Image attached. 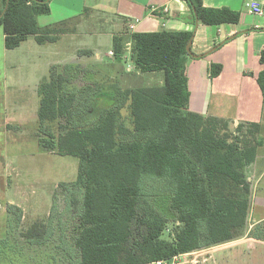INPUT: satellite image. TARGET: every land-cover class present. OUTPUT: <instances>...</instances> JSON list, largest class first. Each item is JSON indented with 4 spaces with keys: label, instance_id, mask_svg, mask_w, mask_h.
I'll return each instance as SVG.
<instances>
[{
    "label": "trees",
    "instance_id": "1",
    "mask_svg": "<svg viewBox=\"0 0 264 264\" xmlns=\"http://www.w3.org/2000/svg\"><path fill=\"white\" fill-rule=\"evenodd\" d=\"M181 1L204 25L239 21L227 8ZM49 2L3 0L5 49L18 48L28 37L39 45L57 41L61 30L51 32L37 22L50 13ZM192 39V32L166 29L131 34L128 59L141 74L161 73V85L121 88L84 81L88 70L81 66L51 67L37 87V138L43 150L78 160L76 180L59 185L68 210L60 218L70 224H54L53 205L46 223L19 232L21 244L12 248L0 240V264H150L245 235L250 211L245 169L261 145L259 125L232 129L226 120L189 110ZM112 50L115 57L125 55L121 36L113 38ZM260 63L264 67V51ZM221 69L212 65L210 78ZM257 83L264 93V69ZM125 109L129 114L123 115ZM9 212L16 230L21 213L13 206ZM247 237L264 241V221Z\"/></svg>",
    "mask_w": 264,
    "mask_h": 264
},
{
    "label": "crops",
    "instance_id": "2",
    "mask_svg": "<svg viewBox=\"0 0 264 264\" xmlns=\"http://www.w3.org/2000/svg\"><path fill=\"white\" fill-rule=\"evenodd\" d=\"M67 1L50 0L49 2L50 13L46 16L52 14V4L64 3L65 6V11L58 14L64 17L54 24L53 21L47 23V25L52 23L48 26L59 24L61 27L62 32L54 43L39 45L33 37H28L18 48L7 50L4 46V35L0 36V59H2L0 135L6 138L5 143L8 145L24 137L21 130L30 125L28 115L30 111L34 114L36 110L37 86L46 78L43 77L42 72L37 75L34 61L30 56L32 52L30 41L42 47L52 45L60 47L61 58L54 64L47 63L45 70L50 71L52 66L64 65L86 68L88 58L91 56H95L99 61V53L79 42L85 37L100 35L95 27L89 26L85 29L83 24L93 25L94 22L107 24L110 30L107 34L111 36V42L107 54L104 55L108 61H102L106 65L107 78L104 81L108 82V85L117 83L119 87L125 88L119 82V75L128 71L122 63H125L129 57L132 33H151L161 29L192 32L193 39L186 64L187 86L190 93L189 110L205 117L226 120L232 129L240 123L258 124L261 141L255 161L245 169L250 184V211L245 235L235 241L199 251L203 253L210 251L213 256L204 257L203 262L198 263L231 264V260L239 255L235 264H239L238 260L241 264H264V241L247 237L248 232L255 225L264 221V93L257 83V77L264 69L260 63V53L264 51L263 20L245 11V0H203L205 8H227L239 14L238 23L219 26H209L199 22L188 5L181 0H69L70 3ZM2 9L3 0H0V11ZM115 36L123 38L125 55L121 58L109 55L110 52L113 53ZM212 65H219L222 68L219 75L214 78H210L209 75ZM10 206L16 207L22 216L24 209L19 204ZM9 207L3 211L11 219L13 213L9 212ZM52 208L53 205L46 220L36 222L46 223L51 219ZM55 211L54 224L59 220L62 225L70 224V221L67 222V217L60 218V214L64 211L58 209ZM19 232L18 227L9 235L10 239H6L9 237L6 235L0 240H5L8 243L7 247L13 248L14 243L21 244L22 238ZM237 247L241 249L236 255L229 253ZM219 251L223 252L215 256L214 254ZM9 254L12 258L16 253Z\"/></svg>",
    "mask_w": 264,
    "mask_h": 264
},
{
    "label": "rangeland",
    "instance_id": "3",
    "mask_svg": "<svg viewBox=\"0 0 264 264\" xmlns=\"http://www.w3.org/2000/svg\"><path fill=\"white\" fill-rule=\"evenodd\" d=\"M67 3H70V1L68 0ZM63 4L54 3L52 4L53 9L50 16L40 15L37 17V22L41 28L43 27L44 29V27L52 24L47 25L50 21H53L54 24L64 17L58 15L59 12L63 13L65 11ZM58 6H61V8H58ZM56 25L48 26L47 29H50L51 32L54 30L58 32L61 27L60 25ZM89 26L90 28L95 27L100 36L85 37L79 43L88 45L89 49H95L99 53V61L96 60L95 56L88 58L90 62L88 61L85 66L88 72L83 80L99 79L104 81L107 75H105L106 65L102 61H108L104 55L107 54L111 42V36L107 34L110 31L109 25L98 24L97 22H94L93 25H88V23L83 24L85 29H88ZM1 34L2 31L0 30V36ZM30 44L32 46L30 48V51H32L30 52V56L34 61L37 75L42 72L44 73L43 77L47 78L49 75V70H45L47 63L54 64L56 61H59L61 58L60 47L55 45L42 47L33 43V41H30ZM7 59L9 60L10 57ZM1 64L2 59H0ZM122 66L128 70L119 75V82L124 87L136 88L160 85L162 81V74H141L137 72L129 59L125 63H122ZM76 72L75 75L78 74ZM104 83L108 84L105 81ZM38 104L37 96L36 110L34 114L30 111V115H28L30 125L21 130L24 137L20 138L17 142H10L7 145L5 143L7 141L6 138L0 135V238L8 235L9 232L11 234L15 230L14 222L3 211L4 209L7 210L10 205L19 204L24 209V211L22 210V221L19 225L20 231L26 230L27 227L38 220H46L52 205L56 206L55 208L60 211H68L60 193L59 185L76 180L78 160L70 156L61 157L53 155L50 152L47 153V151L44 152L45 150H42V145L37 138L38 131H40L37 115ZM127 114H129L128 109L123 110V115ZM54 197H57L56 201H53ZM239 249L241 247L232 249L229 253L236 255ZM220 252L223 251H219L214 255L219 256ZM49 254L52 256L53 253ZM209 256H213L210 251L206 253L196 251L193 255L187 257L186 264H193L190 261L200 264L198 262H203L202 258ZM238 257L239 255L235 256L231 260V264H235ZM238 261L241 264V261Z\"/></svg>",
    "mask_w": 264,
    "mask_h": 264
},
{
    "label": "built area",
    "instance_id": "4",
    "mask_svg": "<svg viewBox=\"0 0 264 264\" xmlns=\"http://www.w3.org/2000/svg\"><path fill=\"white\" fill-rule=\"evenodd\" d=\"M244 8L249 15L261 18L264 22V0H245ZM109 55L113 56V53L110 52ZM193 254L194 253L179 255L168 261H156L150 264H186L187 257ZM190 262L194 263V261Z\"/></svg>",
    "mask_w": 264,
    "mask_h": 264
},
{
    "label": "water",
    "instance_id": "5",
    "mask_svg": "<svg viewBox=\"0 0 264 264\" xmlns=\"http://www.w3.org/2000/svg\"><path fill=\"white\" fill-rule=\"evenodd\" d=\"M192 44V43H191ZM191 46V45H190ZM188 52H189V55H190V47H188Z\"/></svg>",
    "mask_w": 264,
    "mask_h": 264
}]
</instances>
